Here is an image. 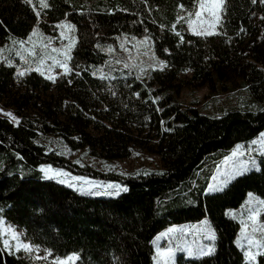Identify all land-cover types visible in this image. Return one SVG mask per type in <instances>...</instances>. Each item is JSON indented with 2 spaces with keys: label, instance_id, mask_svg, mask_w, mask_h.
I'll return each mask as SVG.
<instances>
[{
  "label": "trees",
  "instance_id": "1",
  "mask_svg": "<svg viewBox=\"0 0 264 264\" xmlns=\"http://www.w3.org/2000/svg\"><path fill=\"white\" fill-rule=\"evenodd\" d=\"M198 1L0 0V47L13 36L27 37L37 22L46 24L41 16L67 20L77 34L72 69L56 83L53 98L37 94L48 90L52 79L35 69L20 75L15 65L0 60V97L14 92L9 101L21 116L14 123L0 115V216L23 228L32 243L58 256L78 252V264H154L153 238L159 231L208 217L216 250L198 257L180 254L178 264H249L236 241L241 222L227 208L239 207L249 191L264 198V157L259 169L236 176L223 190L206 189L230 149L264 129V101L252 97L254 107L222 109V115L212 116L185 107L167 88L179 66L154 69L145 78L109 62V47L116 49L124 34L167 33L180 41L187 31L185 16ZM218 28L223 41L187 62L193 77L221 79L238 67L247 76L264 57V0H224ZM19 81L23 90L16 92ZM161 126L156 151L164 167L159 170L102 172L64 151L85 148L127 157L129 132ZM42 164L120 180L127 191L81 192L45 176ZM31 262L24 250H6L0 236V264ZM256 264H264V251Z\"/></svg>",
  "mask_w": 264,
  "mask_h": 264
},
{
  "label": "rangeland",
  "instance_id": "2",
  "mask_svg": "<svg viewBox=\"0 0 264 264\" xmlns=\"http://www.w3.org/2000/svg\"><path fill=\"white\" fill-rule=\"evenodd\" d=\"M202 2L214 3L219 0L198 1L196 9L185 16L187 31L181 36L180 41H174L167 33H154L152 36L124 34L118 38L116 49L109 47L108 52L111 54L109 62L123 68L133 69L145 78H148L154 69L159 68L166 71L174 70L179 66L180 69H177L178 73L173 83L167 88L185 107H196L212 116L222 115V109L254 107L256 103L252 101V97L264 101V57L254 63L255 67L247 76L242 74L240 70L242 67H238L236 72L233 71L221 79L215 78L211 81L194 78L193 70L187 67V62L193 57L207 52L223 41V35L218 28L219 23L216 24L214 35L194 34L198 30L208 28L209 24L215 20V16H210L207 8H200ZM223 4L221 8L215 10L216 15L219 16V22L222 18ZM196 13L200 15L197 16ZM41 18L46 21V24L37 22L27 37L13 36L4 46L0 47V60L6 59L8 63L15 65L19 73L24 74L32 69H39L46 77H53V84L48 90L37 89V94L41 99H50L57 96L56 83L62 77H68L69 74L65 75L66 68L70 71L72 69L70 60L72 49L77 41V34L74 26L73 29L57 27L61 24H71L67 20L51 21L47 16H41ZM68 37L72 38L73 47L71 49L68 48L70 42ZM53 49L61 51L56 52ZM61 65H66V68ZM153 85L159 86L158 83ZM13 88L16 92L23 90L22 83L19 81ZM13 93L8 97H0V115L7 116L5 113H11L15 120L10 116L7 117L14 123H18L21 116L9 101ZM163 128L164 126H161L160 130L133 129L129 132L132 150L127 157H110L104 151L97 154L85 148L64 147V151L70 159L79 164L102 172H118L125 175L159 170L164 165L156 148ZM263 157L264 129L253 138L239 142L230 149L218 163L206 192L223 190L236 176L259 169ZM40 168L45 176L69 184L81 192L113 195L117 189L124 188L120 180L73 173L51 164H42ZM262 202L264 198L261 195L255 191H249L239 207L227 208V213L241 222L236 241L244 250L249 264H256L258 254L264 251V219L261 217L264 203ZM0 229H11L19 237V243L31 247L30 251L23 247L17 249L18 241L12 239L11 233L0 232L4 248L9 252L26 251L32 260L31 264H78V252H71L64 256L53 255L51 250L32 243L26 237L23 228L8 221L3 215L0 216ZM209 234L214 235L215 239H209ZM5 241L8 242L7 245ZM153 246L154 264H178L180 254L186 257H198L204 255L208 248H212L214 252L216 250L215 228L208 217L195 222L174 223L155 235ZM169 248L173 250L170 257L158 255V250L164 252ZM249 254L254 258H250ZM70 257L75 259H69Z\"/></svg>",
  "mask_w": 264,
  "mask_h": 264
},
{
  "label": "snow or ice",
  "instance_id": "3",
  "mask_svg": "<svg viewBox=\"0 0 264 264\" xmlns=\"http://www.w3.org/2000/svg\"><path fill=\"white\" fill-rule=\"evenodd\" d=\"M25 2H28V0H25ZM222 4H223V0H219V2H214V3H203V2L200 3V8L201 9L207 8L208 11H209L210 16H215V20H213L209 24L208 28L196 31L194 33L195 35H198V36H211V35L216 34L214 29L216 27V24L219 23V16L216 15V11L215 10L221 8ZM42 7H47V4L46 3H42ZM196 15L199 16L200 13H196ZM57 27L73 29V25L67 24V23L58 25ZM62 35H63V33H62ZM177 35H180V34L177 33ZM68 39L70 41L69 44H68V48L71 49V47H73L72 38L68 37ZM53 51L59 52L61 50L60 49H53ZM61 66L66 68V65H61ZM37 70H39V69H37ZM69 72H70V70H68L66 68L65 75L69 74ZM20 75H23V73H20ZM48 78L49 79H53V77H51V76H49ZM5 115L10 116L13 120H15V117H12L11 113H5ZM111 187H115V186H111ZM120 191H127V189L126 188L125 189H117L116 194L119 195ZM262 203H264V202H262ZM2 231L10 232L11 235H12V239H15V240L18 241V243L16 245L17 249H19L20 247H23L25 250H29V251L31 250V247L29 245L19 243V237L14 232H12L11 229H0V232H2ZM172 231H175V230H172ZM208 238L209 239H215L214 235H212V234H209ZM7 243L8 242L5 241V245H7ZM212 251H213L212 248H208L207 251L204 254H206V255L207 254H211ZM172 253H173V250L171 248L167 249L164 252H161V251L158 250V255H161V256L170 257L172 255ZM249 256H250V258H254V257L251 256V254H249ZM69 259H75V258L74 257H70Z\"/></svg>",
  "mask_w": 264,
  "mask_h": 264
}]
</instances>
